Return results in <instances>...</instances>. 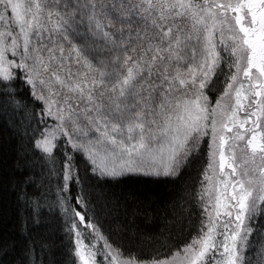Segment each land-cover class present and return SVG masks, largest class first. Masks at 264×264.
Listing matches in <instances>:
<instances>
[{
  "label": "snow or ice",
  "instance_id": "snow-or-ice-1",
  "mask_svg": "<svg viewBox=\"0 0 264 264\" xmlns=\"http://www.w3.org/2000/svg\"><path fill=\"white\" fill-rule=\"evenodd\" d=\"M0 97L38 106L30 142L52 171L61 158L77 264H251L249 237L264 233V0H0ZM201 160L199 228L147 259L102 232L76 167L177 177Z\"/></svg>",
  "mask_w": 264,
  "mask_h": 264
},
{
  "label": "trees",
  "instance_id": "trees-1",
  "mask_svg": "<svg viewBox=\"0 0 264 264\" xmlns=\"http://www.w3.org/2000/svg\"><path fill=\"white\" fill-rule=\"evenodd\" d=\"M19 93L17 99L31 101L27 86L21 85ZM37 107L18 108L0 97V264H77L74 236L57 204L58 185L63 182L61 158L52 171L43 154L31 146ZM202 164L203 160L196 162L177 177L142 173L100 177L83 163L76 167L89 214L99 220L102 232L147 259L182 246L195 235L201 215L193 193L200 187ZM71 191L78 193L79 186L73 185ZM252 227H258L256 221ZM260 251L264 233L253 231L246 261L259 264Z\"/></svg>",
  "mask_w": 264,
  "mask_h": 264
},
{
  "label": "rangeland",
  "instance_id": "rangeland-1",
  "mask_svg": "<svg viewBox=\"0 0 264 264\" xmlns=\"http://www.w3.org/2000/svg\"><path fill=\"white\" fill-rule=\"evenodd\" d=\"M135 174H139V173H135Z\"/></svg>",
  "mask_w": 264,
  "mask_h": 264
}]
</instances>
